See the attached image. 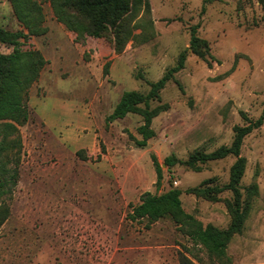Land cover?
Wrapping results in <instances>:
<instances>
[{
	"label": "rangeland",
	"instance_id": "374dc122",
	"mask_svg": "<svg viewBox=\"0 0 264 264\" xmlns=\"http://www.w3.org/2000/svg\"><path fill=\"white\" fill-rule=\"evenodd\" d=\"M203 1L149 0L152 37L129 41L116 54L106 39L76 43L54 18L48 0H39L47 33L21 40L20 49L39 50L47 64L29 90V119L18 127L17 184L10 197L0 200L9 210L0 226V264H180L181 254L195 263L196 254L209 264L206 253L169 219L149 228L144 221L127 219L141 194L173 187L181 191L184 211L203 225L224 229L230 223L224 200L231 193L212 202L186 190L209 179L211 185L225 184L234 158L204 163L200 172L180 164L168 170L163 161L229 146L233 127L244 124L242 114L251 120L260 116L264 6L258 0H218L200 14ZM194 25L219 63L209 68L187 50L184 68L174 77L177 83H167L160 93L168 111L152 120L154 138L137 148L139 115L110 123L106 118L124 92L147 93L148 83L175 65ZM0 28L21 29L8 0H0ZM11 52L0 43L1 54ZM67 133H77V142L72 144ZM151 154L162 164L159 189ZM241 156L246 159L242 192L256 185L258 194L227 256L231 264H264V124L245 137Z\"/></svg>",
	"mask_w": 264,
	"mask_h": 264
},
{
	"label": "trees",
	"instance_id": "16d2710c",
	"mask_svg": "<svg viewBox=\"0 0 264 264\" xmlns=\"http://www.w3.org/2000/svg\"><path fill=\"white\" fill-rule=\"evenodd\" d=\"M8 1L21 29L12 32L0 28V43L12 47L11 53H0V200L10 197L17 184L21 149L18 127L29 119L27 105L29 90L38 81L41 71L47 64L39 50L20 49L21 40L40 37L47 33L45 16L39 0ZM216 1L218 0H204L200 14L205 12L207 4ZM258 1L264 6V0ZM48 2L56 21L74 34L76 43H83L88 38L106 39L114 52L119 54L129 41L143 43L153 35L149 0H48ZM137 29H142L140 34H134ZM197 32L198 25L189 28L188 48L159 80L148 83L150 88L147 93L124 92L111 115L106 118V122L110 123L129 114L139 115L142 124L137 128V134L141 139L134 140L137 148H145L147 142L154 138L152 120L160 113L168 111L169 105L161 102L160 93L167 83L171 81L177 83L174 77L184 68L187 50L209 68L213 62L219 63L210 55L209 42L200 38ZM107 66L108 64L105 66V72ZM152 103L156 105L153 106ZM242 117L244 124L233 127V139L229 146L222 145L209 153L195 150L186 160L169 156L163 161L168 170L180 164L192 171L200 172L204 163L234 158L225 184L211 185L212 180L209 179L197 187L186 190L187 194L212 202L221 201L222 193H231V199L224 200L230 216V223L226 228L219 229L212 224L203 225L192 214L185 212L180 200L181 191L173 187L160 194L151 192L141 194L139 203L130 206L127 219L131 222L144 221L146 228L159 220L169 219L177 231L189 239L194 247H199L206 253L209 264H231V259L227 256V247L234 235L242 232L250 213L252 199L258 194L256 185L244 188L245 194L242 192L240 182L245 172L246 159L241 156V147L245 137L264 124V108L255 120L247 118L245 114H242ZM150 158L156 175L154 186L159 189L163 180L162 164L157 161L154 154H151ZM8 214V207L2 203L0 226ZM194 257L196 263L187 255L181 254L179 263H203L196 254Z\"/></svg>",
	"mask_w": 264,
	"mask_h": 264
},
{
	"label": "crops",
	"instance_id": "0c3cea01",
	"mask_svg": "<svg viewBox=\"0 0 264 264\" xmlns=\"http://www.w3.org/2000/svg\"><path fill=\"white\" fill-rule=\"evenodd\" d=\"M68 134V139H69V141H71L72 139V144L73 143H76L77 142V138L79 137L78 135H77V133H76V135L73 133V135L72 134H70V133H67Z\"/></svg>",
	"mask_w": 264,
	"mask_h": 264
}]
</instances>
